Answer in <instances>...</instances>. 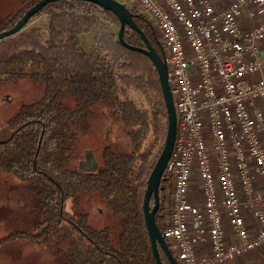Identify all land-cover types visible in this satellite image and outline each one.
Returning <instances> with one entry per match:
<instances>
[{
  "label": "trees",
  "instance_id": "obj_1",
  "mask_svg": "<svg viewBox=\"0 0 264 264\" xmlns=\"http://www.w3.org/2000/svg\"><path fill=\"white\" fill-rule=\"evenodd\" d=\"M36 1L22 0L18 10L0 19V31ZM41 16L45 20L37 21ZM134 20L158 51V36L147 19ZM117 26L115 14L94 3L59 0L0 40V86L24 78L43 84L38 99L21 102L0 126V171L27 182L35 197L24 206L32 213L26 228L9 232L0 243L25 238L56 248L63 253L60 264H157L141 209L165 139L167 109L155 66L117 40ZM124 27L123 40L145 47L136 31ZM83 33L91 35V45L79 41ZM131 92L140 96L132 98ZM64 94L74 99L72 106L62 101ZM98 104L118 116L131 149L104 145L99 166L80 170L73 162L75 139L79 130L86 132L90 108ZM84 195L105 204L113 226L94 224ZM161 208L160 203L155 223L162 231ZM159 251L161 262L170 264Z\"/></svg>",
  "mask_w": 264,
  "mask_h": 264
},
{
  "label": "built area",
  "instance_id": "obj_2",
  "mask_svg": "<svg viewBox=\"0 0 264 264\" xmlns=\"http://www.w3.org/2000/svg\"><path fill=\"white\" fill-rule=\"evenodd\" d=\"M158 37L176 112L162 236L179 264L264 244V0H118ZM247 15L251 25L240 22Z\"/></svg>",
  "mask_w": 264,
  "mask_h": 264
},
{
  "label": "rangeland",
  "instance_id": "obj_3",
  "mask_svg": "<svg viewBox=\"0 0 264 264\" xmlns=\"http://www.w3.org/2000/svg\"><path fill=\"white\" fill-rule=\"evenodd\" d=\"M22 0H0V19L21 7ZM45 20L41 16L37 21ZM251 25L252 22L248 20ZM114 29V26L112 27ZM79 41L92 44L91 35L83 33L78 37ZM43 93V84L29 79H21L16 83H6L0 86V126L18 109L21 102H30L38 99ZM132 98H138L137 92L130 93ZM62 101L72 106L74 99L68 94L62 96ZM90 115L86 132L78 131L74 143L73 159L75 166L82 169H95L99 166L101 151L104 145L111 146L117 151L131 149L129 138L121 129L118 116L101 105L90 108ZM91 158L92 165H85ZM85 156L86 162L77 165V157ZM85 162V163H84ZM161 194L159 193L160 215L163 221L167 220L171 205L168 203V195L172 191V183L163 181ZM83 205L90 209L91 219L97 226L108 224L113 226L114 218L99 199L92 195H84ZM35 197L28 183L20 180L14 173L0 171V239L18 227L26 228L27 222L32 218L30 208L25 204H33ZM170 248V247H169ZM63 253L56 248H48L29 242L25 238H16L0 243V264H60Z\"/></svg>",
  "mask_w": 264,
  "mask_h": 264
},
{
  "label": "water",
  "instance_id": "obj_4",
  "mask_svg": "<svg viewBox=\"0 0 264 264\" xmlns=\"http://www.w3.org/2000/svg\"><path fill=\"white\" fill-rule=\"evenodd\" d=\"M53 1H59V0H38L31 6H29L23 14L16 20L14 25H12L8 29H4L0 31V40L4 39L6 37H9L18 31H20L22 28H24L27 23L29 22L30 18L33 17L36 13H38L46 4L53 2ZM94 3L101 8L111 11L112 14H115V17L119 23L118 31H117V40L128 49L136 50L139 52L144 53L153 63L152 65L155 66V69L158 74V79L160 81V85L162 88L163 98H164V104L166 105L167 109V129L165 134L164 142L162 143V148L159 152V155L157 156V159L152 167L150 169L149 176L146 180V186L143 193L142 198V211H143V218L145 223V227L150 239V245L153 257L155 259V262L157 264H163L161 262L160 257V251L161 250L164 255L167 258V262L170 264H179L176 261L175 256L172 254L171 250L169 249V245L165 238L162 236V232L160 228L158 227L156 222V213L157 209H159V188L161 187V181L163 179V173L165 169V166L167 164V161L170 157L171 151L173 149V142L175 140L176 136V112L174 104L172 103V95L169 91V84L167 77V67L166 63L163 58L162 53V47L158 41L159 50L156 51V49L153 47L148 37L144 33V31L137 26L134 16L135 14L131 13L130 11L123 3L119 2L118 0H82ZM129 26L131 29L136 31L141 39L143 40L145 47L140 46H134L129 43H127L125 40H123V31L124 26Z\"/></svg>",
  "mask_w": 264,
  "mask_h": 264
},
{
  "label": "crops",
  "instance_id": "obj_5",
  "mask_svg": "<svg viewBox=\"0 0 264 264\" xmlns=\"http://www.w3.org/2000/svg\"><path fill=\"white\" fill-rule=\"evenodd\" d=\"M248 20L249 19L245 14L242 16L240 22L244 25V27H248L250 25ZM221 264H264V244L255 250L249 251L241 256Z\"/></svg>",
  "mask_w": 264,
  "mask_h": 264
},
{
  "label": "flooded vegetation",
  "instance_id": "obj_6",
  "mask_svg": "<svg viewBox=\"0 0 264 264\" xmlns=\"http://www.w3.org/2000/svg\"><path fill=\"white\" fill-rule=\"evenodd\" d=\"M126 136H127V135H126ZM127 137H128V136H127ZM128 138H129V137H128ZM87 156L89 157V155H87ZM77 158H78V159H76V160H77V162H76L77 165H79L80 162H83V161L86 162V160H85L86 157H85V156H84V157H83V156H78ZM85 162H84V163H85ZM99 163H100V162H99ZM85 165H89V166L92 165V162H91V158H90V157H89V159H88V162L85 163ZM81 169H82V168H80V170H81ZM95 169H96V168H95ZM95 169H94V170H95ZM83 170L91 171V170H93V169H89V168L86 167V169L84 168ZM94 170H93V171H94Z\"/></svg>",
  "mask_w": 264,
  "mask_h": 264
}]
</instances>
